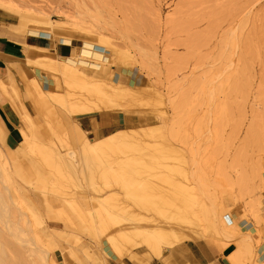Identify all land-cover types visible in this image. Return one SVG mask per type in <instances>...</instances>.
<instances>
[{"label":"rangeland","instance_id":"374dc122","mask_svg":"<svg viewBox=\"0 0 264 264\" xmlns=\"http://www.w3.org/2000/svg\"><path fill=\"white\" fill-rule=\"evenodd\" d=\"M38 26L49 32L32 29ZM90 30L103 45L80 41L82 34L91 39ZM0 36L15 42L6 49H19L11 62L19 61L25 77L22 84L8 67L7 100L0 78L6 116L0 111V164L11 177L6 186L13 202L36 218V244L54 264H201L196 255L203 264H228L231 255L238 264H264V0H0ZM75 46L88 54L79 61L106 64L96 63V76L86 75L112 93L113 106L33 75H47L38 66L48 63L45 58L80 67L78 56L70 55ZM85 108L94 115L79 125L72 116H84ZM94 122L98 137L123 129L154 151L145 147L142 154L126 151L128 156L95 144L88 149L93 157L82 159L80 148L94 138ZM46 125L53 131L47 136ZM25 133L39 150L53 146V169L25 150ZM110 169L152 204L141 208L126 197L120 184L108 180ZM159 176H168L170 185L155 183L154 190ZM179 185L188 191L192 186L191 198ZM155 201L161 202L157 208ZM127 211L149 218L152 228L175 232L161 260L145 248L146 239L115 232L113 223L98 232V218L121 220ZM82 220L94 223V235ZM11 240L10 264H28Z\"/></svg>","mask_w":264,"mask_h":264},{"label":"bare ground","instance_id":"6f19581e","mask_svg":"<svg viewBox=\"0 0 264 264\" xmlns=\"http://www.w3.org/2000/svg\"><path fill=\"white\" fill-rule=\"evenodd\" d=\"M120 1V0H119ZM40 25V24H39ZM49 25V24H47ZM46 26V25H45ZM73 26V25H72ZM71 26V28H72ZM75 27L77 26L76 24L74 25ZM73 26V27H74ZM52 28V26H50ZM49 27V29H50ZM56 27V26H54ZM58 27V26H57ZM63 28V27H62ZM67 28H70L69 26ZM70 28V30H72ZM77 28V27H76ZM74 28V29H76ZM82 28V27H81ZM80 28V29H81ZM32 29H35V30H41V31H47L49 32L48 30L38 26V27H32ZM79 29H76L78 32H80L81 30ZM55 30V28H54ZM59 30V29H58ZM61 30V29H60ZM65 30V28H64ZM68 30V29H67ZM84 30V29H83ZM82 30V31H83ZM87 30V29H86ZM76 31V32H77ZM81 31V33H82ZM58 32V31H57ZM71 32V31H70ZM72 32H74L72 30ZM75 32V33H76ZM85 32V31H84ZM88 34L89 32L92 33L90 35H92L91 39L90 38H87L85 37V35L83 36L80 35L81 37V40L82 42H92L94 44H100V45H103V43L101 42V38H100V35L98 33H95L93 30H90V31H87ZM51 33V32H50ZM54 33V31H53ZM70 34V33H69ZM77 34V33H76ZM63 36V35H62ZM65 37L70 38L72 39L73 38V35H64ZM105 42L107 43L108 40H105ZM91 43V44H92ZM105 49H109V43L104 45ZM45 59H48V63H41L40 60H38L40 62V64H38L39 67H42V68H45L46 69V72L47 75H45L43 72H36L35 74V78H37L38 80L41 79H46V76H49L50 78H54L55 81L57 82H61L62 85H66V87H69V88H76V89H80L82 91V93L79 95L80 98H83V93L85 92L86 95H89L88 98H91V96L93 95L94 97H96L97 99H99L101 101V103H105L106 105H108L110 102H112V98H113V95L110 91H103L102 88H101V85L100 83H97L94 79L93 81V78L90 76H87L86 74H90V73H93L95 76H96V71H99V69L95 66V64H99L101 66H104L105 67V63H103L102 61H92L93 62V66L90 65H86L84 64V68H81V67H78V66H74V65H70V64H67V63H64L62 61H59L58 59H51V58H45ZM80 59H84L82 56L80 57ZM29 61V60H28ZM42 61V60H41ZM85 61H90V60H87L85 59ZM33 61H30V63H32ZM37 63V61H36ZM35 61H34V64H36ZM28 66V65H27ZM7 67V66H6ZM10 69H12V72L13 73H17L19 74L20 76V80H21V83L23 84L24 83V78H22L21 76V70L19 69V67H12V66H8ZM9 73V72H8ZM104 73V71H103ZM10 74V73H9ZM105 76V74H104ZM19 78V77H18ZM54 81V82H55ZM56 82V83H57ZM8 81L7 82H4L3 79H2V84H4L5 87H2V91H3V94L5 95V98L6 100L10 98V94H9V90L7 89L8 87H6ZM40 83L41 80H40ZM60 83V84H61ZM36 84V83H35ZM7 89V90H6ZM6 90V91H5ZM72 90V89H71ZM95 93L98 95L95 96ZM78 94H79V91H78ZM62 95V94H61ZM60 95V97H61ZM68 95V94H67ZM66 95V96H67ZM65 96V97H66ZM52 97V96H51ZM62 98L64 99V96H62ZM77 98V97H76ZM66 99V98H65ZM64 99V100H65ZM79 99V98H78ZM76 100V99H75ZM63 101V100H62ZM67 100L63 101L64 104L67 105L68 102H66ZM118 101V100H117ZM10 102V101H9ZM56 102V101H55ZM66 102V103H65ZM19 103V102H18ZM17 103V104H18ZM113 103V102H112ZM111 103V104H112ZM63 104V106H64ZM109 104V106L111 105ZM21 105V104H20ZM62 105V104H61ZM69 105V103H68ZM67 107H71L70 105ZM113 106V104H112ZM112 106L110 108H112ZM65 106V109L67 108ZM14 108V107H13ZM75 108V106H74ZM73 110V107L71 108ZM105 110V108H104ZM108 111V109H106ZM105 110V111H106ZM112 110V109H111ZM15 111V110H14ZM106 111V112H107ZM114 111V109H113ZM16 112L17 114H23V109H16ZM73 112H76L75 110H73ZM78 112V111H77ZM84 113V116H82V114L79 116V115H74L72 116L73 118L72 119H75L77 122V124H81L80 122H82L83 124H85L87 121L86 119L89 118V116L91 117L93 114L92 111H90L88 108H85V110L81 111ZM68 113V112H67ZM102 113V112H100ZM25 115V114H23ZM97 115V114H95ZM26 116V115H25ZM76 117V118H75ZM72 121V120H71ZM75 122V121H74ZM96 122V121H95ZM94 124L92 123V127H91V124L89 125L90 128H92V135L94 136L93 139H89L88 136H86L88 138L87 141H89V143L85 142L86 144L82 143L84 145V147L80 148V151H81V158L82 159H86L88 157H93L94 153H89L88 152V149L92 150L94 149V146L95 144H100V146H102L103 148H106V149H111L113 150L114 152L113 153H117V154H127L128 153H125L126 151H128L130 154L131 152H139L141 153L140 151H146L147 149L145 147H148L150 148L148 145L146 146L145 142L143 140H141V136H135V134L133 135V132L130 131V135H127V134H123L124 130H116V131H113L111 133H109L108 135L104 136V137H98L99 133L97 131V123ZM72 123V122H71ZM74 124V123H73ZM45 125V124H44ZM47 126V125H46ZM81 127V126H80ZM149 128V127H148ZM146 128V129H148ZM158 128V127H157ZM48 130V131H47ZM47 130H42L44 132V135H45V132L48 134L50 133H53L52 131V127L51 126H47ZM129 130V129H127ZM153 130H155V128L153 127ZM87 131V130H86ZM85 130L83 132L86 133H89V132H86ZM145 132V130H143ZM151 132L152 129H148L147 132ZM50 132V133H49ZM123 132V133H122ZM154 132V131H153ZM152 132V133H153ZM48 134H46L45 136H47ZM91 134V132H90ZM145 134V133H144ZM172 134V133H171ZM156 135V134H155ZM29 136V135H28ZM28 136L26 135L25 133V137L23 138L24 140H21L22 142H26V149L30 154L31 156L34 157V159L38 162H40V164L46 166V168H52L53 169V166H52V162L50 161V158L48 157V154L50 151H52L53 149H51L53 146H45L42 150H39L41 149L39 147V145H37V147H35L34 144H31L28 142V140L26 141L25 138L27 139ZM51 136V135H49ZM144 136V135H142ZM41 137V136H40ZM140 137V138H139ZM147 137V136H146ZM43 138V137H41ZM148 138V137H147ZM44 140H46L45 138H43ZM78 139V138H77ZM154 139V138H153ZM58 141V140H57ZM85 141V140H84ZM83 141V142H84ZM59 143L62 144V141H58ZM57 142V143H58ZM58 143V144H59ZM64 143V141H63ZM94 143V144H93ZM46 144V143H45ZM44 144V145H45ZM81 144V145H82ZM62 145H65L62 144ZM59 146V145H58ZM96 146V145H95ZM97 148V147H96ZM60 149V147H59ZM150 149H153L154 151V148H150ZM38 150V151H37ZM97 150V149H96ZM37 151V152H36ZM143 152V153H144ZM1 154V153H0ZM142 154V153H141ZM148 154V152H147ZM150 154V153H149ZM156 154V153H155ZM73 156V154H71ZM70 155V156H71ZM144 155V154H143ZM130 156V155H128ZM132 156V155H131ZM134 157V156H133ZM134 159V158H133ZM62 161V160H61ZM64 161V160H63ZM135 160H132L130 159V162H134ZM136 165L138 164L137 162H135ZM65 163H62V165H64ZM133 164V163H132ZM134 165V164H133ZM111 167V165H109ZM168 166V165H167ZM65 167V166H64ZM132 169V168H131ZM168 170V169H167ZM133 171V169L131 170ZM134 173H137V171H134ZM7 171L5 170V168L3 167V165L0 164V264H10L11 263V260H9V253H6L8 250L7 247L8 246V243H11L9 242L11 239V241H14L15 244L17 245V247L20 249L19 251L21 252V254L24 255V257L26 258L28 264H54V262L52 261L51 258H49L50 256L48 255V252H44L43 250H41L38 246H37V241H38V235H37V232L35 230V224L33 223L36 218L33 220V217H32V212L29 211V213L31 212V214H27L26 211H22L20 209L19 206H17L14 202H13V199H12V195H11V191L10 189L8 188V186H6V183H8L9 179H11V177L9 175H7ZM158 174V173H157ZM135 175V174H134ZM144 175V174H143ZM219 175V174H218ZM138 176V175H137ZM136 176V177H137ZM160 177V176H159ZM184 177V176H183ZM191 177V176H190ZM109 178H112L113 179V182H117L118 185L120 184V186L125 190V195L126 197H129L130 199H132V201L137 204L138 206H140L141 208H146L145 206H148L151 203V201L149 199H146L141 196V191H140V195L138 194L139 193V190H137V195L135 194V192H131L129 191L128 189L126 188H129V186H127L126 184V181L127 179L125 180L124 178H120L118 177L117 175H115L113 173V170L110 169V173L108 175V180H110ZM140 178V177H139ZM189 178V177H188ZM150 179H154V176L153 178H150ZM190 179V178H189ZM188 179V180H189ZM107 183V185H109L107 181H104ZM152 182V181H151ZM149 182V183H151ZM105 183V184H106ZM155 183H159L157 184V187H159L158 185H160L161 183H164V184H168L170 185V182H169V177L166 176V177H160V179L158 180L157 179V182H154L152 183L151 185L154 186L151 187L154 188V190H156L157 188L155 187L156 184ZM173 183V182H172ZM146 184V183H145ZM188 186H190L189 183H187ZM186 184V185H187ZM106 185V186H107ZM182 185V184H180ZM179 185V186H180ZM185 185V186H186ZM195 185V184H194ZM149 186V189H152L151 187ZM161 186V185H160ZM172 186V185H171ZM178 186V185H177ZM174 187V186H173ZM156 188V189H155ZM184 185L183 187H178V189L180 190L181 194L183 192H185L187 190V196H189L191 193H189L190 191L192 192L193 188L191 186V189L190 191H188L189 189H186L188 187H186L185 191H184ZM103 189V188H102ZM101 186H98L95 191L96 192H100L101 190ZM174 190H176L174 188ZM173 190V191H174ZM94 191V192H95ZM14 192V191H13ZM177 193V192H176ZM179 193V191H178ZM194 193V192H193ZM165 194V193H164ZM184 194V193H183ZM186 194V192H185ZM143 195V194H142ZM195 195V194H194ZM191 196V195H190ZM189 196V197H190ZM153 197V196H152ZM184 197V196H182ZM191 198V197H190ZM193 198V196H192ZM184 201L185 200H188L189 198L187 197L186 199L183 198ZM195 199V198H194ZM198 199V198H197ZM163 201V200H161ZM194 200H191L190 199V202ZM232 201L234 202V200L232 199ZM188 201H186L187 203ZM191 203V205H194V203ZM201 202V201H200ZM161 203V202H159ZM158 202L156 203L155 201V204H156V208H157V204H159ZM195 203L196 200H195ZM184 205V204H182ZM187 205V204H186ZM196 205V204H195ZM160 206V205H158ZM162 206V204H161ZM200 206V205H199ZM199 206H195V207H199ZM202 206V204H201ZM234 206V204L232 205ZM171 207V206H170ZM191 207V206H190ZM210 207V206H209ZM229 207V206H227ZM22 208V207H21ZM24 208V207H23ZM153 208V207H151ZM155 208V207H154ZM194 208V207H193ZM211 208V207H210ZM223 208V204H222V207ZM29 209V208H27ZM26 209V210H27ZM116 210L115 211H119V207L117 206L115 208ZM191 209V208H190ZM201 209V208H200ZM199 211H204V209L200 210ZM224 209V208H223ZM226 209V208H225ZM25 210V209H24ZM75 211L77 209H74ZM155 210V209H154ZM183 210V209H182ZM188 210V209H187ZM227 210V209H226ZM153 211V210H152ZM80 210L78 209L76 211L77 215L81 217V214H80ZM191 212V211H190ZM205 213H208L206 211V208H205ZM195 213V212H194ZM15 214V215H13ZM183 214V212H182ZM197 214V213H196ZM195 214V215H196ZM211 214V212H210ZM187 215V214H186ZM209 215V214H208ZM31 216V217H30ZM184 216V214H183ZM198 216V215H197ZM212 216V214H211ZM197 218V217H196ZM214 218V217H213ZM184 219V217H183ZM216 221H219L221 220L220 217L218 218H215ZM39 221V220H38ZM84 221V220H82ZM86 221V220H85ZM84 221V223L86 224V222ZM36 222V221H35ZM96 224H97V228H98V232L100 230V232L104 233L105 231V228H107L109 226V224L113 223V227L115 229V232H118V233H121L124 234V235H128V232L129 233H133L135 236H139V238H144L146 239L145 242H144V245H145V248L152 253V255L156 258V260H161L162 259V255H163V251H165V249L163 247L165 246H169V245H172V241H174L176 239V234L175 232H172L171 229L169 231V229H164L161 227H157V228H152L151 226V223L149 221V218H146L145 216H140L138 214L136 215H130V213H128V211L125 213V215L122 213V217H121V220H114L113 218H111V220H107V219H103V218H98L97 221H94ZM192 223V222H191ZM42 224V223H41ZM92 224L94 223H91V222H88L86 224V227L88 229V234H92L94 235V232L96 230L95 227L92 226ZM112 227V228H113ZM160 228V229H159ZM107 231V230H106ZM97 232V233H98ZM96 233V232H95ZM117 233V234H118ZM99 234V233H98ZM101 234V233H100ZM102 235V234H101ZM104 235V234H103ZM108 235V234H107ZM112 239L114 240V236H111L109 237V240L112 241ZM12 244V243H11ZM11 244L10 247H11ZM9 247V249H10ZM13 248H14V245H13ZM15 249V248H14ZM143 249V248H142ZM238 250V248H237ZM240 250V249H239ZM18 251V252H19ZM241 251V250H240ZM238 255H239V251H237ZM12 254V253H11ZM19 253V255H21ZM237 254H236V257H237ZM235 255V254H234ZM17 256V255H16ZM11 257V256H10ZM15 257V255H14ZM24 258V259H25ZM18 258H14L13 260H17ZM25 260V261H26ZM20 261V260H18ZM228 263L230 264H238L236 263V258L235 256H229L228 259H227ZM15 263V261H14ZM23 263V262H22ZM25 264V263H24Z\"/></svg>","mask_w":264,"mask_h":264},{"label":"crops","instance_id":"0c3cea01","mask_svg":"<svg viewBox=\"0 0 264 264\" xmlns=\"http://www.w3.org/2000/svg\"><path fill=\"white\" fill-rule=\"evenodd\" d=\"M3 37H1L0 36V78H5L6 77V74L8 73V66H12V67H20L21 68V66L19 65V61L18 62H11V59L12 58H14L16 55L15 54H17V52L19 53V55H21V52L19 51V49H16L17 47H15V44H13L12 46L13 47H15V51H16V53H12V52H10V51H8L7 49H6V47H7V45L9 44V43H15V42H13L12 40H10L9 38H4V40L2 39ZM7 41H9V42H7ZM32 42H35V43H38L39 42V40L38 41H36V40H31ZM11 43V44H12ZM71 44V43H70ZM68 45V44H67ZM72 45V44H71ZM70 45V46H71ZM31 48V47H30ZM75 48V50L73 51V52H71V54L70 55H72V56H78V58H76L75 59V63H76V65H79L81 68H84L83 66H84V64L86 63L87 64V62L88 61H86L85 63H83L82 61H79V58L82 56H87L88 54L85 52V50H84V47H83V49H80L78 46H75L74 47ZM57 50H59V52H63L62 50H60V49H58L57 48ZM65 52V51H64ZM80 56V57H79ZM95 57H98V56H95ZM7 62V63H6ZM8 62H11V63H8ZM6 63V64H5ZM4 64H5V66H4ZM86 64H85V66H86ZM91 65V64H90ZM7 66V67H6ZM5 67H6V72H5ZM22 69V68H21ZM0 111H1V114H3L4 115V117L6 118V116H5V114H4V112H3V110H2V108H1V106H0ZM6 121L10 124V123H12L10 120H8V118L6 119ZM0 124H1V122H0ZM202 257V256H201ZM200 256H197L196 255V257H195V259H196V263H201V264H203L204 262H205V260L203 259V258H201ZM226 261V260H225ZM214 261L213 260H211L210 262H208V264H212ZM228 262V261H227ZM227 264V263H226ZM228 264H230V263H228Z\"/></svg>","mask_w":264,"mask_h":264}]
</instances>
